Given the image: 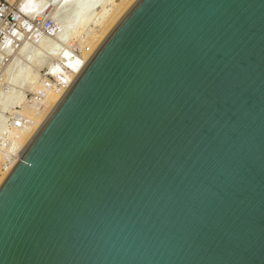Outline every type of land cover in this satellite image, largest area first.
Listing matches in <instances>:
<instances>
[{"label": "water", "instance_id": "1", "mask_svg": "<svg viewBox=\"0 0 264 264\" xmlns=\"http://www.w3.org/2000/svg\"><path fill=\"white\" fill-rule=\"evenodd\" d=\"M0 264H264V0H137L1 183Z\"/></svg>", "mask_w": 264, "mask_h": 264}, {"label": "bare ground", "instance_id": "2", "mask_svg": "<svg viewBox=\"0 0 264 264\" xmlns=\"http://www.w3.org/2000/svg\"><path fill=\"white\" fill-rule=\"evenodd\" d=\"M133 1L136 2L137 0H21V6H24V5L29 6L31 11L38 13V15L42 14L43 16H46L48 13L47 18L52 17V19H53L54 16L59 17V19L65 18V26H64V29L62 30V34H63V36H67L68 38L72 37L75 33H78L79 30H81L82 28H84L90 24H91V26L94 27V29L92 31L93 34L91 36H89V33H88L87 37L89 36V39L86 42L82 43V41H81V43L83 44L82 48L84 49L81 52L82 53L81 56L80 55L79 56L72 55L69 50L65 51V45L64 44H62L61 46H59L58 44H57V46H56V44L54 45L55 48L58 47L57 51L52 50V51L57 52L56 54H54L55 52L53 53L51 51L44 52V51H46L45 50L46 48H40V50H38V48H36V46L38 45L39 47H44L45 42H47L46 39L49 38V37H47L46 39L39 40L40 37L45 38L43 36H40L39 38H35L38 40H33L34 46H32L31 48L29 47L30 50L28 52H25L24 50L21 49L22 51L25 52V53L23 52L24 54L22 56L24 57V55H26L25 58L28 59V61L25 62V64L28 65L27 67L30 66L31 68L34 69V70H31V72H33L32 75L35 76L36 78L39 77V75H40L39 71L41 72L42 69H44L47 66H50V64L53 61L56 62L58 60H62V62L65 64L64 66H66L67 72L60 71L59 74H56V73L54 74L55 80L59 84V88L55 87L54 91L48 94L47 106H46L47 109L44 112L43 116H39L37 118L32 117V118H34L32 127L29 130H26L23 132H18V134L16 135V141H15V147L17 149L16 154L18 153V155H20V153L25 148L27 143L30 141V139L33 137V135L38 131V129L44 123L45 119L48 117V115L50 114L52 109L57 105V103L63 97V95L65 94L66 88L69 86L70 81H73V79H75V77L82 71V69L85 67V65H86L88 59L91 57V55L96 51V49L104 41L106 36L110 33V31L115 27V25L120 21V19L127 13V11L132 6L126 11V13L123 16H121V18L118 21L115 22V20L119 16V14L122 13L126 9V7L130 3H132ZM110 4L113 5L112 6L113 9L112 10L110 9L111 11L108 12L107 7ZM110 7L111 6H109V8ZM106 13H107V16H105V19L100 20L101 18H104L103 16ZM108 29H110V30H108ZM85 30H86V28H85ZM82 32H83V30H82ZM79 34H80V32H79ZM33 41L30 42L31 45H32ZM48 45H49V43H48ZM86 45H88L89 48H87ZM45 46H47V44ZM3 51H4V49H3ZM19 55H20V52H19ZM20 59L23 60L22 57ZM16 61H17V57H16ZM19 62H18V64H19ZM15 63H13L14 66H15ZM21 63H22V61H21ZM20 65L17 67L15 66L16 68H14V66H13V68L17 71V75L13 73L14 70L13 71H11L12 69L9 70V72L11 71L12 74L17 76L16 81H18V76L21 77V75L24 74L23 73L24 68H23V66L21 67ZM67 66L70 68V70H68ZM27 74H29V72H27L25 75H27ZM7 75H8V73H7ZM33 76H31L32 79H33ZM24 79L21 80L22 83L26 82V81H24ZM32 79H30V80H32ZM7 81H8V79H7ZM30 82L28 81V83H30ZM34 82H36V81H34ZM13 84L16 85V82L14 81ZM30 85H32V84H30ZM19 86H17V87L19 88ZM21 86L23 87V85H21ZM29 86L27 88H29ZM10 87H12V85H10ZM35 87H37V86H35ZM35 87H33V88H35ZM13 88H14V86H13ZM21 89H18V90H21ZM29 89L32 90V88H29ZM16 92H18V91H16ZM29 92H30V90H29ZM10 93H11V91H10ZM14 93L15 92H13L12 94H14ZM20 93H17L18 99H19V96L22 95ZM12 94L9 97H11V96L13 97ZM1 97L3 98L4 95ZM7 99H9V98H7ZM7 99H5V100H7ZM11 100H13V99H11ZM11 100H7L8 104L16 101V100L11 101ZM7 101H5L4 103L1 101L0 106H2L1 104H3V106H4L7 103ZM9 101H10V103H9ZM19 102H21V101H19ZM22 102H24V101H22ZM22 102H21V104H22ZM8 104H7V107H8ZM13 105H14V103H13ZM6 109L8 110V108H6ZM1 114H3V113H1ZM1 114H0V116H1ZM28 116H30V115H28ZM2 117L3 116H1V118ZM15 160L16 159L12 160L11 163L9 164V166H7V168L5 169V171L0 174V176H1L0 177V185L3 182V180L5 179L6 175L9 173V171H10L9 169H11L10 167L14 163Z\"/></svg>", "mask_w": 264, "mask_h": 264}, {"label": "rangeland", "instance_id": "3", "mask_svg": "<svg viewBox=\"0 0 264 264\" xmlns=\"http://www.w3.org/2000/svg\"><path fill=\"white\" fill-rule=\"evenodd\" d=\"M134 2L135 1H133L132 3H130L126 7V9L122 13H120L121 15L119 14V16L117 17V19L115 20V22L118 21L121 18V16H123L126 13V11L134 4ZM109 6H111V7L109 8ZM112 6L113 5H111V4L108 5V7H107L108 12H110L113 9ZM5 7H6V9H5L4 13L2 14L3 17L0 19V50H1L0 51V102L2 101L4 103L5 101L11 100V99H13L11 101H14V100H16V101L13 102L14 105H13L12 102L10 103V101H9V103L11 105L8 104V101H7V103L4 106H3V104H1L3 107L0 106L1 109H2V113H3V114H1V116H3L2 117L3 119L0 116V118H1L0 119L1 120V124H0V168L2 167L1 165L4 162L5 153L7 152V150L11 146H13V145L15 146L16 135L18 134V132H23V131H20V130H17V129H13L11 118L13 119V118H16V117H21V118L27 119V120L28 119H31L32 120V125H33V119L35 117L37 118L39 116H43L44 112L47 109L46 108V106H47V98L45 100V106L39 111V110L34 109V106L30 103L31 97H28V96L25 95L27 92H29V90H30V92H32V91H34L38 87V84H39L40 79H41L40 78L41 75H39V77H37V78L32 75L33 72H31V70H34V69L31 68L30 66H29L30 68L27 67L28 65H26L25 62H27L28 59L25 58L26 55H24V57L22 55L25 52H28L30 50L29 47L31 48L32 46H34V41L33 40H38V39H35L33 37L32 38H29V39H27L28 42L25 41L26 43L24 42L25 44L24 43L22 44L23 47H20L18 49H16V45H14V47H13V46L10 45V43H6V44H3L2 45L1 44V41L2 40L1 39H2L3 35L6 34V31L8 29H13V32H16L17 26H19L18 24L21 22V19H23V17L19 13V11L22 12V13H24L28 18H33L34 15L39 16V17L41 16L42 18H44V17H47L48 16V13H47L46 16H43L42 14L41 15L40 14L38 15V13L32 12L29 6H26V5L21 6V0H11L10 3L8 5H6ZM105 16H107V13L103 16L104 18H101L100 20L105 19ZM48 18H50V17H48ZM50 19L54 22V28H55L54 29V38H50L49 37L48 39H46L47 38L46 36H43L45 38H41L40 37L39 40H42V39H46L47 40V42H45V45L47 44V46L44 45V47H39L37 45L36 48H38V50H40V48H46L45 49L46 51H44V52L51 51V52L54 53L55 51H57V48H58V47H56V48L54 47L55 44H56V46H57V44L59 46H61L62 44H64L65 45V51L69 50L72 55H77V56L81 55L82 54L81 52L84 50L82 48L83 47V44L82 43L83 42H86L89 39V36H91L93 34L92 31H93L94 27L91 26V24H90V25L82 28L81 30H79L78 33H75L72 37L68 38L67 36H63V34H62V30L64 29V26H65V18L64 19H59V17L54 16L53 19H52V17ZM85 28H86V30H85ZM82 30H83V32H82ZM108 30H110V29H108ZM79 32H80V34H79ZM88 33H89V36L87 37ZM31 41H33L32 42V45L30 44ZM81 41H82V43H81ZM48 43H49V45H48ZM86 47L89 48L88 45H86ZM3 49H4V51H3ZM21 49L24 50L25 52L22 51ZM52 50H55V51H52ZM19 52H20V55H19ZM56 53L57 52H55L54 54H56ZM20 56L23 58V60L20 59L21 58ZM16 57H17V61H16ZM21 61H22V63H21ZM18 62H19V64H18ZM61 62H62V60H58L56 62L53 61L50 64V66L54 65L55 67H60L61 66ZM13 63H15V66L16 67L21 64L20 66L21 67L23 66V68H24L23 69V73L24 74L21 75V77L18 76V81H16L17 80V76H16L17 75V71L14 69L16 67L14 66ZM13 66H14V68H13ZM50 66H47V67H50ZM47 67H45V68H47ZM9 70H11V71L14 70L13 73L16 74V75L12 74L11 71L9 72ZM42 70H41V72H42ZM27 72H29V74L25 75ZM41 72L39 71L40 74H41ZM7 73H8V75H7ZM31 76H33V79H32ZM22 78L23 79L25 78L24 81H26L27 83L26 82L25 83H22V81H21V80H23ZM7 79H8V81H7ZM30 79H32V80H30ZM13 80L16 82V85L13 84V82H14ZM28 81L29 82L31 81V82L28 83ZM34 81H36V82H34ZM30 84H32V85H30ZM10 85H12V87H10ZM21 85H23V87ZM13 86H14V88H13ZM17 86H19V88ZM28 86H29V88H32V90L29 89V88H27ZM35 86H37V87H35ZM33 87H35V88H33ZM17 88L18 89H21L22 88V89L21 90H18ZM14 89L16 91H18V92H16ZM10 91H11V93H10ZM12 91L15 92L14 93L15 95L17 93H20V92H21L20 94H22V95H20L19 96V99H18V94L15 96L14 94H12L13 93ZM11 94L13 95V97L12 96L9 97ZM3 95H4V97L5 96L6 97L5 98L4 97L2 98L1 96H3ZM7 98H9V99H7ZM5 99H7V100H5ZM19 101H21V102L24 101V102H22V104H21V102H19ZM7 104H8V107H7ZM6 108H8V110ZM28 115H30V116H28ZM32 117H34V118H32Z\"/></svg>", "mask_w": 264, "mask_h": 264}, {"label": "built area", "instance_id": "4", "mask_svg": "<svg viewBox=\"0 0 264 264\" xmlns=\"http://www.w3.org/2000/svg\"><path fill=\"white\" fill-rule=\"evenodd\" d=\"M11 0H0V19L3 17V13L6 9V5L10 3ZM23 19L17 26L16 32H13V29H8L6 34L3 35L1 44L10 43L11 46L14 47L16 45V49L22 47V44L27 41L29 38H39L40 36H46L50 38H54V22L47 17H39L34 15L33 18H28L24 13L20 12ZM13 32V33H12ZM17 35V36H16ZM16 36V37H15ZM77 56V55H76ZM81 56V55H80ZM65 64L61 62L60 67H54V65L47 67L41 72V79L38 84V87L32 91L27 92L25 95L31 97L30 103L34 106V109L41 110L45 106V100L48 97V94L54 91L55 87L59 88V84L55 80V73L59 74L60 71L67 72ZM68 70L70 68L67 66ZM71 83V81H70ZM69 83V84H70ZM55 85V86H54ZM2 113V109L0 108V114ZM13 129H17L20 131L29 130L32 126L31 119H23L21 117L11 118ZM1 124V120H0ZM16 147L11 146L7 152L5 153V159L2 167L0 168V174L5 171L7 166L11 163L12 160L16 159L14 163L18 159V153L16 154ZM11 165L10 168L14 165ZM10 170V169H9Z\"/></svg>", "mask_w": 264, "mask_h": 264}]
</instances>
